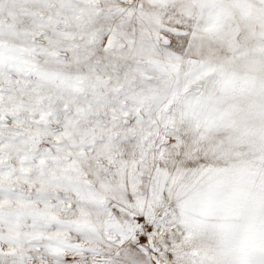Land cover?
<instances>
[{
  "label": "snow or ice",
  "instance_id": "6c2138e0",
  "mask_svg": "<svg viewBox=\"0 0 264 264\" xmlns=\"http://www.w3.org/2000/svg\"><path fill=\"white\" fill-rule=\"evenodd\" d=\"M0 264H264V0H0Z\"/></svg>",
  "mask_w": 264,
  "mask_h": 264
}]
</instances>
